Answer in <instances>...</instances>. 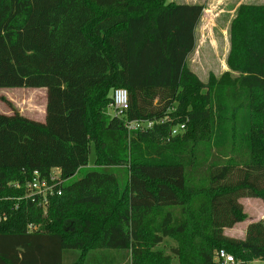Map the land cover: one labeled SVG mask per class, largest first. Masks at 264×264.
<instances>
[{
    "label": "trees",
    "instance_id": "1",
    "mask_svg": "<svg viewBox=\"0 0 264 264\" xmlns=\"http://www.w3.org/2000/svg\"><path fill=\"white\" fill-rule=\"evenodd\" d=\"M203 7L0 0V88L47 91L44 121L0 112V264H220L221 249L264 260V217L225 234L248 218L241 199L264 200V3L239 7L229 70L207 82L187 63ZM136 119L154 125L129 131ZM53 168L61 193L46 208L24 199L34 171Z\"/></svg>",
    "mask_w": 264,
    "mask_h": 264
},
{
    "label": "rangeland",
    "instance_id": "2",
    "mask_svg": "<svg viewBox=\"0 0 264 264\" xmlns=\"http://www.w3.org/2000/svg\"><path fill=\"white\" fill-rule=\"evenodd\" d=\"M173 1L178 4L204 5L202 15L194 29V48L187 56L189 67L204 82L208 81L210 74L220 77L224 72L229 70L226 59L230 50V26L238 13L239 7L242 4L248 3H264V0ZM46 103L47 91L44 87L0 88V112L2 113L11 114L14 110H17L27 117L44 121ZM184 135L181 134L180 137ZM95 157V148L92 146L89 154L88 167H94ZM85 171L86 168L82 171V174ZM82 174H77L76 178H80ZM241 201L244 204L248 218L230 231L236 235L241 234L246 223L249 224L251 220H259L264 217V200L259 198H243ZM77 254L76 252V256ZM246 263L264 264V260L251 259Z\"/></svg>",
    "mask_w": 264,
    "mask_h": 264
},
{
    "label": "built area",
    "instance_id": "3",
    "mask_svg": "<svg viewBox=\"0 0 264 264\" xmlns=\"http://www.w3.org/2000/svg\"><path fill=\"white\" fill-rule=\"evenodd\" d=\"M130 97L129 93L125 88L115 89L112 96V102L110 104V112L118 117H123L126 115L130 107ZM113 112H112V111ZM166 116L164 119H167ZM154 122L151 120H127L126 128L129 131L132 130H146L151 129ZM187 129L186 122H179L173 125L170 130V136H178L183 134ZM66 180L61 176L60 168H53L51 173L44 177L39 171H34L33 176L30 180L24 183V199H30L31 201L41 205L46 208L49 204L50 196L57 195L61 193L60 185H62ZM15 187H19V183H10ZM39 229V226L35 224L28 225L29 232H35ZM217 260L220 264H241L242 262L237 260L232 253L221 249L217 252Z\"/></svg>",
    "mask_w": 264,
    "mask_h": 264
},
{
    "label": "crops",
    "instance_id": "4",
    "mask_svg": "<svg viewBox=\"0 0 264 264\" xmlns=\"http://www.w3.org/2000/svg\"><path fill=\"white\" fill-rule=\"evenodd\" d=\"M227 64V63H226ZM45 115V114H44ZM46 116V115H45ZM45 120V119H44ZM246 222V221H245ZM242 223V222H240ZM238 223V224H240ZM238 224H236L234 227L232 228H227L225 229V234H227L228 236H231V237H238V238H244L245 237V232H246V228H247V225L248 223L245 224L244 226V229L241 231V234L240 235H236L234 233H231L230 231H232V229H234Z\"/></svg>",
    "mask_w": 264,
    "mask_h": 264
},
{
    "label": "water",
    "instance_id": "5",
    "mask_svg": "<svg viewBox=\"0 0 264 264\" xmlns=\"http://www.w3.org/2000/svg\"><path fill=\"white\" fill-rule=\"evenodd\" d=\"M241 264H247V263H245V262H242Z\"/></svg>",
    "mask_w": 264,
    "mask_h": 264
}]
</instances>
